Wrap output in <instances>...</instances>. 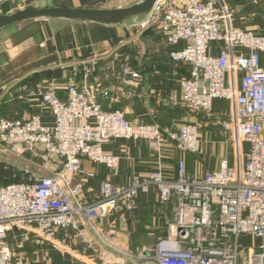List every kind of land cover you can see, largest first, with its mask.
<instances>
[{
  "label": "built area",
  "instance_id": "obj_1",
  "mask_svg": "<svg viewBox=\"0 0 264 264\" xmlns=\"http://www.w3.org/2000/svg\"><path fill=\"white\" fill-rule=\"evenodd\" d=\"M153 26L168 47L185 44L169 52L172 61L188 66V77L179 82L182 104L211 118L214 100L230 103L223 126L233 144L235 166L224 159L217 170L194 177L180 160L174 179L157 170L134 176L126 187L104 180L90 200L83 193L82 177L93 174L83 170L82 160L116 168L118 158L102 149L116 139L143 140L156 154L169 143L183 155L196 154L198 126L186 124L169 132L142 120L127 121L119 111L102 109L91 86L70 82L62 89L65 99H60L58 88L48 83L40 101L53 116V126H43L37 116L25 121L0 118L3 152L16 157L27 153L44 168H63L53 176L30 175L24 182L0 185V264H21L8 239L20 230L24 238L53 245L59 233L73 231L80 244L90 248L79 230L81 222L96 233L95 221L105 208L131 211L138 193L151 186L160 204L173 203L167 235L149 250L156 264H264V37L234 28L226 0H157L138 28ZM213 42L219 44L216 56L208 53ZM234 48L246 53L235 55ZM118 76L122 84L137 77L125 63ZM75 178L79 181L72 184ZM244 236L257 244L242 247Z\"/></svg>",
  "mask_w": 264,
  "mask_h": 264
},
{
  "label": "crops",
  "instance_id": "obj_2",
  "mask_svg": "<svg viewBox=\"0 0 264 264\" xmlns=\"http://www.w3.org/2000/svg\"><path fill=\"white\" fill-rule=\"evenodd\" d=\"M139 1L6 0L0 4V15L27 7L118 9ZM226 2L234 28L264 37V0ZM184 46V42H179L168 47L157 26L140 30L131 21L104 25L34 20L11 25L0 32V118L25 121L37 116L43 126H53V116L42 106L40 93L46 84L53 83L59 90L58 97L65 99L62 89L72 82L96 89V101L102 109L119 111L127 121L142 120L169 132L186 124L198 126L200 150L196 154L183 155L171 143L156 154L143 140L116 139L102 147L103 152L118 158L116 168L82 160L83 170L93 174L92 178L82 177L83 193L90 200L104 180L126 187L134 176L157 170L174 179L180 160H184L187 174L194 177L217 170L224 159L233 167L234 148L223 126L230 114V103L214 100L212 116L207 118L191 112L181 102L179 82L188 75V66L172 61L169 52L180 51ZM218 47L219 44L211 43L209 55L216 56ZM233 52L246 53L240 48ZM124 63L137 77H128L122 84L118 74ZM240 78L237 74V86ZM226 80L230 82L229 77ZM243 147L246 149L247 145ZM62 170L61 165L47 164L44 168L40 160L27 153L16 157L3 152L0 144V185L24 182L30 175L53 176ZM78 181L75 178L72 184ZM172 208L173 203H159L157 190L151 186L147 192L138 193L131 211L105 208L102 217L95 221L96 233L81 222L79 230L87 237L90 248L80 244L73 231L59 233L54 245L33 236L24 238V231H15L8 238L9 244L21 264H156L149 250L167 235ZM247 239L250 238L241 237L240 242ZM128 253L141 254L143 258H129Z\"/></svg>",
  "mask_w": 264,
  "mask_h": 264
},
{
  "label": "water",
  "instance_id": "obj_3",
  "mask_svg": "<svg viewBox=\"0 0 264 264\" xmlns=\"http://www.w3.org/2000/svg\"><path fill=\"white\" fill-rule=\"evenodd\" d=\"M157 0H141L118 9H63L27 7L8 15H0V32L11 25L34 20H64L104 25H123L132 22L138 26L151 12Z\"/></svg>",
  "mask_w": 264,
  "mask_h": 264
},
{
  "label": "rangeland",
  "instance_id": "obj_4",
  "mask_svg": "<svg viewBox=\"0 0 264 264\" xmlns=\"http://www.w3.org/2000/svg\"><path fill=\"white\" fill-rule=\"evenodd\" d=\"M253 242L255 243V244H257V241L256 240H252L251 238L250 239H247V240H241V242H240V244H241V246L242 247H246V246H248V245H252L253 244Z\"/></svg>",
  "mask_w": 264,
  "mask_h": 264
},
{
  "label": "trees",
  "instance_id": "obj_5",
  "mask_svg": "<svg viewBox=\"0 0 264 264\" xmlns=\"http://www.w3.org/2000/svg\"><path fill=\"white\" fill-rule=\"evenodd\" d=\"M189 75V74H188ZM188 75L185 77V78H187L188 77Z\"/></svg>",
  "mask_w": 264,
  "mask_h": 264
}]
</instances>
